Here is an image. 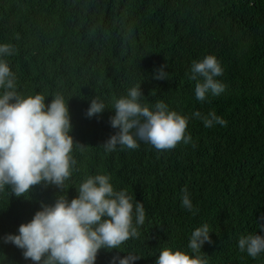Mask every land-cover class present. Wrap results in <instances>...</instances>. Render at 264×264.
<instances>
[{
	"label": "trees",
	"instance_id": "16d2710c",
	"mask_svg": "<svg viewBox=\"0 0 264 264\" xmlns=\"http://www.w3.org/2000/svg\"><path fill=\"white\" fill-rule=\"evenodd\" d=\"M5 43L15 51L0 59L14 73L18 95L40 94L46 104L63 95L71 135L82 145L74 146L63 193L44 184L28 197L0 190V264H33L4 238L19 234L42 204L60 194L77 197V187L97 174L142 202L146 219L138 238L121 250L102 248L95 264L129 253L140 256L134 264H156L165 247L201 255L207 264H264V252L253 258L239 248L241 236H264V0H0ZM207 55L220 61L224 71L216 79L226 87L201 102L195 86L203 78L189 76L193 61ZM161 66L168 78L156 79ZM138 84L141 103L154 109L162 100L189 118L190 143L157 151L138 141L135 150H105L119 131L110 123L114 98ZM93 98L108 107L88 117ZM197 111H215L227 125L206 128ZM185 187L192 211L181 206ZM205 224L212 242L192 253L191 234Z\"/></svg>",
	"mask_w": 264,
	"mask_h": 264
},
{
	"label": "clouds",
	"instance_id": "9594fccd",
	"mask_svg": "<svg viewBox=\"0 0 264 264\" xmlns=\"http://www.w3.org/2000/svg\"><path fill=\"white\" fill-rule=\"evenodd\" d=\"M14 51L12 44H0V57L11 56ZM223 71L215 55L193 61L189 79L203 78L195 86L197 100L204 102L209 92L219 95L225 90L226 85L216 79ZM155 78H168L164 66L157 70ZM0 88L4 89L0 95V190L8 186L12 194L20 197L44 184L55 185L63 193L76 164L74 146L82 145L71 135L69 103L61 94H56L50 104L40 94L26 98L18 95L15 75L4 59H0ZM142 96L138 84L128 89L126 96L114 98L115 115L110 123L119 131L102 144L106 151L116 150L117 145L135 150L140 146L138 141L166 151L192 141L187 133V116L170 111L162 100L153 109L141 103ZM106 107L103 101L93 98L86 115L96 116ZM193 116L202 118L206 128L227 125L215 111L206 116L197 111ZM77 191L78 196L70 201L68 195L60 194L53 204H42L30 222L19 226V234L7 235L5 242L22 249L24 258L33 264H95L102 248L121 250L126 241L139 237V226L146 219L144 204H134L126 190L117 191L108 175L89 176ZM181 206L193 209L187 187L182 190ZM206 242H212L207 224L192 232L188 247L192 253H200ZM239 248L255 258L264 252V236H241ZM139 258L129 253L113 257L112 264H134ZM156 264H207V260L165 247Z\"/></svg>",
	"mask_w": 264,
	"mask_h": 264
}]
</instances>
